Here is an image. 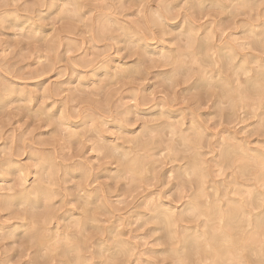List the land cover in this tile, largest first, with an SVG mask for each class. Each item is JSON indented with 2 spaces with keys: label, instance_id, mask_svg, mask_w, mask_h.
<instances>
[{
  "label": "clouds",
  "instance_id": "obj_1",
  "mask_svg": "<svg viewBox=\"0 0 264 264\" xmlns=\"http://www.w3.org/2000/svg\"><path fill=\"white\" fill-rule=\"evenodd\" d=\"M0 264H264V0H0Z\"/></svg>",
  "mask_w": 264,
  "mask_h": 264
}]
</instances>
